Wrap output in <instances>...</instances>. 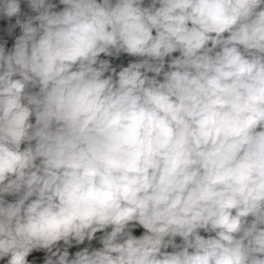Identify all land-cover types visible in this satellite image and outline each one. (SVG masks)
<instances>
[{
    "label": "clouds",
    "instance_id": "obj_1",
    "mask_svg": "<svg viewBox=\"0 0 264 264\" xmlns=\"http://www.w3.org/2000/svg\"><path fill=\"white\" fill-rule=\"evenodd\" d=\"M0 22V264H264V0Z\"/></svg>",
    "mask_w": 264,
    "mask_h": 264
},
{
    "label": "crops",
    "instance_id": "obj_2",
    "mask_svg": "<svg viewBox=\"0 0 264 264\" xmlns=\"http://www.w3.org/2000/svg\"><path fill=\"white\" fill-rule=\"evenodd\" d=\"M174 55H178V54H174ZM135 59H137V58H133V57H123L121 60H118V61H116L115 63H117V64H119V63H123L124 66H127V63H128L129 61H131V60H135ZM143 231H144L143 229H136V230L134 231V235L139 236V235H141V234L143 233ZM201 235H204L205 237H207L208 234L201 232ZM177 242H178V243L180 242V241H179V238H177ZM96 246H99V245H96ZM70 251H74V250H70ZM169 251H171V249H169Z\"/></svg>",
    "mask_w": 264,
    "mask_h": 264
},
{
    "label": "built area",
    "instance_id": "obj_3",
    "mask_svg": "<svg viewBox=\"0 0 264 264\" xmlns=\"http://www.w3.org/2000/svg\"><path fill=\"white\" fill-rule=\"evenodd\" d=\"M46 255L45 252L43 251H34L29 257L28 259L31 261L33 259L36 260L37 264H42V260H43V257Z\"/></svg>",
    "mask_w": 264,
    "mask_h": 264
},
{
    "label": "trees",
    "instance_id": "obj_4",
    "mask_svg": "<svg viewBox=\"0 0 264 264\" xmlns=\"http://www.w3.org/2000/svg\"><path fill=\"white\" fill-rule=\"evenodd\" d=\"M22 10L23 11H28V9L26 7V4H24V3H22ZM2 24H3V22H0V26H2ZM17 34H20V30L19 29H17ZM12 43H13V41L9 42V47H11ZM9 199L11 200L12 198H9Z\"/></svg>",
    "mask_w": 264,
    "mask_h": 264
}]
</instances>
